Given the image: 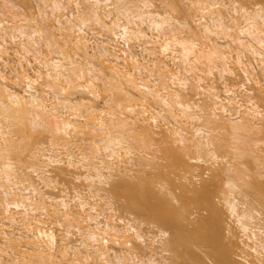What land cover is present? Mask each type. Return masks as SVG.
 <instances>
[{"label":"bare ground","instance_id":"1","mask_svg":"<svg viewBox=\"0 0 264 264\" xmlns=\"http://www.w3.org/2000/svg\"><path fill=\"white\" fill-rule=\"evenodd\" d=\"M22 1L0 4V264H264V25L235 0Z\"/></svg>","mask_w":264,"mask_h":264},{"label":"snow or ice","instance_id":"2","mask_svg":"<svg viewBox=\"0 0 264 264\" xmlns=\"http://www.w3.org/2000/svg\"><path fill=\"white\" fill-rule=\"evenodd\" d=\"M218 6V5H217ZM47 7V6H45ZM55 7L59 8L60 5L57 4L55 5ZM76 7L79 8L80 4H76ZM144 7H150V5H148L147 3L144 5ZM166 7L168 8H175L177 10L180 9L181 5L179 4V0H169V3L166 5ZM229 13H233V9L235 10L234 15L239 18L241 15L243 16L244 20L246 23L248 24H262L264 25V0H235L234 3H230L227 5ZM41 19H43V16L41 17ZM55 23H57V21L53 20L52 24L54 25ZM46 27V26H45ZM183 47V45L181 46ZM161 51L163 53H168L170 51V48L168 45H164L163 48L161 49ZM0 55H2V53H0ZM188 53L185 52V56H187ZM42 78L37 77V80H41ZM177 79V77L173 76L172 80L173 82H175ZM49 80H51V76H49ZM33 81H29V87L32 86ZM187 85L184 82L180 83V87L181 88H185ZM177 102H179V97H177ZM179 107L183 108V104L180 103ZM129 111H131V109H129ZM152 124L157 123L156 120H152L151 121ZM177 136L179 137V134L177 133ZM183 142V138L180 137L176 140V146L177 148L180 147V145H182ZM171 145V141H169V146ZM168 151V149H166L164 147L163 144H161V153L163 154L164 152ZM171 154V153H170ZM219 155H222L219 154ZM206 158L209 162V164L218 161V154L215 153L214 151H208L206 154ZM201 163H203V161H201ZM180 165H178L179 167ZM203 176H204V172L202 170V172L199 174V179L202 181L203 180ZM188 180L192 181V173L189 172L188 173ZM148 183V179L147 178H142V179H138V178H129V182H128V191H129V195L131 198H135L137 193L140 191V187L141 184L143 185H147ZM194 183V182H193ZM229 187L231 188L232 185L229 184ZM259 200H260V204H261V211L264 212V170H262L261 173V182L259 185ZM174 197L173 196H169V200H173ZM176 200H178V197H175ZM129 230L132 233V236L134 237L135 240H141L142 239V234L141 233H137L136 229L131 228V226H129ZM166 236H168V232L167 231H161L160 232V236L159 239L163 240ZM166 242V241H165ZM205 251H207V249H204ZM209 255H211L209 253ZM173 264H187L186 261H180V262H176L173 261ZM200 264H216V262L213 261H208V260H201Z\"/></svg>","mask_w":264,"mask_h":264},{"label":"rangeland","instance_id":"3","mask_svg":"<svg viewBox=\"0 0 264 264\" xmlns=\"http://www.w3.org/2000/svg\"><path fill=\"white\" fill-rule=\"evenodd\" d=\"M7 1V5L9 6V7H11V6H15L16 8H15V11H17V12H19V13H23L24 12V8H25V4L23 5L22 3H23V1L22 0H6ZM157 3V5H158V1L157 0H155ZM25 3L27 2L28 3V5H29V7H28V5H26V8H29V10L31 11V9L33 10V11H36L37 9L36 8H38V4H37V2L35 1V0H25L24 1ZM2 3V0H0V4ZM179 4L181 5V9L183 10V9H187L188 8V3H186V2H180V0H179ZM36 69V68H35ZM34 69H30L29 68V73H30V75L31 76H33V71ZM40 139L41 140H44V136H40ZM86 150H87V153L89 154V152H90V150H89V148L88 147H86ZM158 156H160L161 157V155H158ZM161 163H164V162H161ZM203 169V168H202ZM202 169H199V173H201L202 172ZM83 170L82 171H78V174L79 175H82L83 174ZM203 172H204V169H203ZM56 173H58V172H56ZM156 173H157V171H153L151 174H149L148 176H146V178L148 179V181H150V182H155L156 181ZM77 177H76V175H74L73 173H67L66 174V177H65V180H64V182L62 183V184H64L67 188H69V189H72V188H76V189H78L79 191H84V185H83V179H76ZM207 179V174L206 175H204L203 176V180H206ZM260 181H261V179H260ZM195 183H197V184H200V182H202L200 179L199 180H197V181H194ZM155 190L156 191H161V188L160 187H158V186H156V188H155ZM178 193V192H177ZM112 203H113V205H114V209H116V210H118V213H119V216L120 215H123L124 217H126V218H130V219H132L133 217L132 216H129L128 214H123L122 212H121V210H120V207L123 205V201L122 200H120V201H112ZM228 224H230L229 222H228ZM231 226H232V224H230ZM142 228H143V230H145V233H147V234H151V233H155L157 230L155 229V228H151V227H149V226H147V225H143L142 226ZM233 228V227H232ZM74 240H75V238H73ZM203 249V248H202ZM201 248L199 249V248H193V252L194 253H196V255L197 254H199L200 255V258H201V260H202V258H203V260H208L209 261V259L208 258H206V256H205V254H204V250H202ZM204 251V252H203ZM204 256V257H203ZM168 257H169V260L171 259V258H173V254H170V255H168ZM172 262V261H171ZM178 262H180V261H178ZM211 262V261H210ZM190 263V262H189Z\"/></svg>","mask_w":264,"mask_h":264}]
</instances>
